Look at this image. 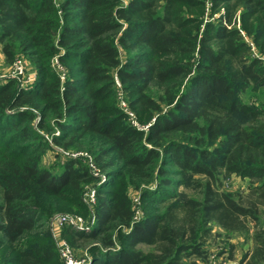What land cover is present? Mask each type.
<instances>
[{
    "label": "trees",
    "instance_id": "obj_1",
    "mask_svg": "<svg viewBox=\"0 0 264 264\" xmlns=\"http://www.w3.org/2000/svg\"><path fill=\"white\" fill-rule=\"evenodd\" d=\"M0 45L8 60L28 56L36 73L25 87L0 85V264H63L44 229L50 200L94 216L90 232L61 231L70 245L91 242L89 264H205L214 229L251 232L243 258L264 264V110L242 95L264 85V0H0ZM55 52L71 61L63 81ZM115 78L147 130L115 102ZM151 84L163 88L158 99ZM30 122L57 145L88 149L108 181L94 183L79 158L57 172L40 166L37 151L52 148ZM125 174L154 180L139 198L159 209L134 219L127 193L104 189ZM231 174L250 179L243 197L221 190ZM187 179L199 197L174 199L169 187Z\"/></svg>",
    "mask_w": 264,
    "mask_h": 264
},
{
    "label": "rangeland",
    "instance_id": "obj_2",
    "mask_svg": "<svg viewBox=\"0 0 264 264\" xmlns=\"http://www.w3.org/2000/svg\"><path fill=\"white\" fill-rule=\"evenodd\" d=\"M55 52L54 55L50 58L49 62L51 65L52 70L54 73L58 71L60 68L58 67L59 65L61 68H63L62 71H64V75H66V65L71 64L70 60H67L66 62L61 63V61L58 58V54H62L63 51L60 49L59 53ZM257 51H254V55H257ZM125 52L121 50V58L124 60L125 58ZM57 56V58H56ZM16 58H21L24 61V70L22 74L20 75V78H15L12 76V65L14 60L13 59H7L2 52V47L0 45V85L2 83L7 82L9 79H14L16 84L19 85L20 87H25L27 85L32 84L35 79H36V73H35V68L31 63V60L28 58V56L24 54H15ZM55 58L57 60H55ZM61 70V69H60ZM163 88L162 86L156 85V84H151L148 89L147 93L158 99L161 94H162ZM243 100L249 104H252V106L264 110V85L261 84H252L246 91L243 92ZM127 96V93L125 94ZM115 97V102L118 101L117 95ZM127 98V97H126ZM163 105V104H162ZM134 111V110H133ZM135 112V111H134ZM136 114V113H135ZM38 117H37V122H38ZM240 119L242 122H245L244 116H240ZM36 122V123H37ZM139 122V121H138ZM31 123V122H30ZM141 124V123H140ZM31 125L34 126L36 131L38 133H41L44 136V139L47 141V143L51 146L52 149L50 148H44L39 151H37L38 159H39V164L42 167H55L54 172L59 171V165L64 161L66 158H79L82 163L87 164V153L88 149L81 147H78V144H71V141H68V139H64L61 145L55 144L51 139V135L47 131H40L35 125V123H31ZM56 134V132H55ZM65 147V148H63ZM59 152L60 156L55 154ZM90 156V155H89ZM120 164L116 162L111 168L112 170L118 169L120 170ZM110 169V170H111ZM110 173V172H109ZM173 179H178L176 176H172ZM109 176L104 174L102 178H99L97 181L94 183L97 184H102L105 181H108ZM222 185H221V190L231 193L235 197H238L239 195L243 197L249 190L250 188V179L248 177H241L240 175L237 174H231L227 177L222 178ZM92 183L86 184L84 186V192L88 188V186H91ZM113 186L106 187L104 189H113L114 191L120 190L124 193H127L131 200V206L134 209L138 210L139 215H141L142 212H154V210L159 209L160 205L156 204L154 200L151 198H146L142 199L139 198L137 201H134V198L139 196L143 192L144 188L152 187L154 185V180H138V179H132L131 177H127V175H123L120 178H114L112 180ZM170 192L174 194V199H183L186 197H199V191L197 188L194 187V183L187 179L186 183L184 185L180 186H170L169 187ZM83 192V193H84ZM48 206L54 209L53 213L51 214V217L54 215L60 214V213H77L79 215H82L84 219L88 220L89 225H91V228L86 231L90 232L92 231V228L95 224V218L93 221H91V216H88V214H83L78 211L73 210L71 207H69L66 203L64 202H51L48 201L46 202ZM50 220V219H49ZM49 220L44 221L46 223V226L44 229H47L49 233L51 234L52 229L51 226L49 225ZM260 223L261 225L264 226V208L262 209V214L260 218ZM253 227V225H251ZM62 229H59V233L61 235ZM249 234H244V233H233L230 236L227 235L226 233H221L218 231V229H214L212 232V235H215L216 239L213 238V240H210L208 246H209V259L205 264H249L248 259H244L243 257L246 255V253H250L252 249V244H250ZM52 236V235H51ZM212 239V237H211ZM215 239V240H214ZM91 242H83L82 240L75 245H71L74 253L77 256H82L86 252V247L90 245ZM139 247H141L144 251H148L150 247L139 244ZM3 247L0 248V253Z\"/></svg>",
    "mask_w": 264,
    "mask_h": 264
},
{
    "label": "built area",
    "instance_id": "obj_3",
    "mask_svg": "<svg viewBox=\"0 0 264 264\" xmlns=\"http://www.w3.org/2000/svg\"><path fill=\"white\" fill-rule=\"evenodd\" d=\"M57 58V56H56ZM55 58V60H57ZM24 61L21 58H15L13 65H12V76L15 78H20V75L22 74L25 66ZM60 69L56 71V74L60 78L61 81L64 80L65 75L63 68L61 66H58ZM115 85L117 87V99H118V106L119 108L126 114V117L130 124L134 126L135 128L139 130H147L148 124H140L137 120L135 112L129 107L127 101L125 100L123 91L121 89V85L117 78H115ZM87 165L89 167L90 173L98 178H102L103 174L100 172L98 167L94 164L92 161L91 156L87 155ZM95 189L92 186H89L86 191L83 193V201L86 203L88 208L90 209L91 213L93 211V205L95 204ZM139 199V196L134 198V201H137ZM140 217L138 210L134 209V219H138ZM91 221H93L94 216L91 215ZM49 225L51 226L52 232V238L55 243L56 250L59 254V257L63 264H89L90 258L85 252L82 256H77L69 242L60 235L58 232L59 229H62L64 226H72L76 230L80 231H88L91 228V225L88 220L84 219L83 216L79 214L74 213H60L57 215H54L49 220Z\"/></svg>",
    "mask_w": 264,
    "mask_h": 264
},
{
    "label": "crops",
    "instance_id": "obj_4",
    "mask_svg": "<svg viewBox=\"0 0 264 264\" xmlns=\"http://www.w3.org/2000/svg\"><path fill=\"white\" fill-rule=\"evenodd\" d=\"M250 244H252L251 241H250Z\"/></svg>",
    "mask_w": 264,
    "mask_h": 264
}]
</instances>
